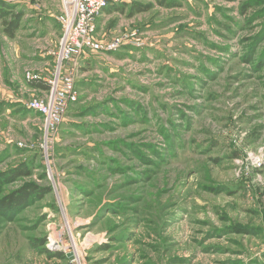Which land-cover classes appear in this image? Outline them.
<instances>
[{
    "label": "rangeland",
    "instance_id": "374dc122",
    "mask_svg": "<svg viewBox=\"0 0 264 264\" xmlns=\"http://www.w3.org/2000/svg\"><path fill=\"white\" fill-rule=\"evenodd\" d=\"M0 2V173L29 171L0 201L30 189L0 264H264V0L114 3L96 37L122 44L62 60V0Z\"/></svg>",
    "mask_w": 264,
    "mask_h": 264
},
{
    "label": "built area",
    "instance_id": "2783aa9c",
    "mask_svg": "<svg viewBox=\"0 0 264 264\" xmlns=\"http://www.w3.org/2000/svg\"><path fill=\"white\" fill-rule=\"evenodd\" d=\"M128 0H62L63 11L58 15V21L61 23V36L59 38V60L68 57H79L85 51H103L116 50L122 43L119 38L110 42H103L96 37L97 21L102 15L106 14L108 6L115 3H123ZM35 80L37 76H29L28 80ZM75 97H71L74 101ZM27 108L36 111L44 116V129L46 133L53 130L56 125L62 121L65 115L66 102L62 98L52 97L49 101L33 99L27 102ZM67 223V221H66ZM68 224V223H67ZM59 241L54 234H50L47 247L49 249H58ZM65 254H68L65 252ZM72 252L73 264H79ZM75 257V258H74Z\"/></svg>",
    "mask_w": 264,
    "mask_h": 264
},
{
    "label": "trees",
    "instance_id": "16d2710c",
    "mask_svg": "<svg viewBox=\"0 0 264 264\" xmlns=\"http://www.w3.org/2000/svg\"><path fill=\"white\" fill-rule=\"evenodd\" d=\"M125 3V2H123ZM123 3H120L118 6H123ZM115 6L113 9H118L120 11H124L123 8ZM112 8V7H111ZM145 10V7L134 5L130 9V14ZM6 15H9V19L4 22V32L7 36H14V32L19 27V22L22 17V14L19 12L14 13L11 5L1 3L0 2V17L4 19ZM38 86H44L43 83L36 84ZM46 88V86H44ZM29 171L24 169L22 166L14 167L8 171L0 173V180L2 183L14 181L18 177L23 175H28ZM30 196V189H26L23 187L18 191L14 192L12 195L5 197L2 201H0V212L5 211L7 208H14L16 206L24 205L28 202ZM42 245V244H41ZM57 257H62L61 253H55Z\"/></svg>",
    "mask_w": 264,
    "mask_h": 264
},
{
    "label": "crops",
    "instance_id": "0c3cea01",
    "mask_svg": "<svg viewBox=\"0 0 264 264\" xmlns=\"http://www.w3.org/2000/svg\"><path fill=\"white\" fill-rule=\"evenodd\" d=\"M106 13H108V10H107V12H106ZM101 19H102V18H100V19H99V21H100ZM32 82H33V83H35V81H31V83H32ZM39 83H40V82H39ZM68 263H69V264H72V263H71V262H69V261H68Z\"/></svg>",
    "mask_w": 264,
    "mask_h": 264
},
{
    "label": "water",
    "instance_id": "95a60500",
    "mask_svg": "<svg viewBox=\"0 0 264 264\" xmlns=\"http://www.w3.org/2000/svg\"><path fill=\"white\" fill-rule=\"evenodd\" d=\"M67 257H69V259H72V255L70 253L67 254Z\"/></svg>",
    "mask_w": 264,
    "mask_h": 264
}]
</instances>
